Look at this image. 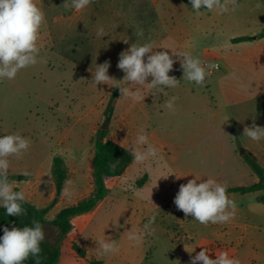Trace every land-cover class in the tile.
Here are the masks:
<instances>
[{
	"label": "rangeland",
	"instance_id": "obj_1",
	"mask_svg": "<svg viewBox=\"0 0 264 264\" xmlns=\"http://www.w3.org/2000/svg\"><path fill=\"white\" fill-rule=\"evenodd\" d=\"M65 2L37 0L45 13L38 59L47 62L22 69L13 80H0V136L19 133L30 140V147L22 158L12 157L16 173L21 175L25 172L23 167H31L42 158L61 156L68 169V181L74 176L77 162H82L79 169L82 168L83 175L87 174V160L106 119L105 107L116 89L105 84L94 86L89 69L94 72L96 65L109 61L108 75L122 80L124 74L115 64L123 45L121 37L127 35L137 44L148 42L152 29L149 19L156 15L152 9H147L149 14L137 11L128 0H92L80 12L64 8ZM100 27L114 42H102L97 36ZM139 31L143 32L142 36H137ZM105 46L108 47L104 49ZM103 50H106L104 57L101 56ZM169 75L180 81L177 88L164 89L179 98L175 102V111L164 107L172 95L153 94L155 89L142 91L143 102L118 99L106 139L131 147L136 134L143 128L148 137L150 133L156 136L158 144L177 149L176 158L169 160L168 155L158 150L156 159L144 164L135 163L127 177L106 179L108 195L105 201L72 219L71 231L59 242L58 264H178V261L179 264H190L191 258L203 248L208 250L211 259H215L220 240L215 239L218 232H214V227L224 230L236 227L239 231L241 227L249 226L251 230L242 236L256 240L255 228L264 225V205L258 203L257 198L264 195V191L231 194L236 203L235 216L226 224L205 226L192 216L185 217L176 208L174 198L180 185L186 183H182L181 178L176 179L175 175L180 176L181 171L215 175L221 164L228 171L226 167L233 163L231 160L222 163L221 159L232 155L229 150L233 145L229 138L218 133L221 123L210 111L205 84L196 85L197 93L192 97L187 87L194 82L183 80L181 66ZM151 79L149 77L147 82ZM211 131L216 134L201 135ZM217 145H222V153L215 151ZM238 150L237 157L243 160ZM77 151L81 153L80 160L75 154ZM248 155L264 168V155H257L258 159ZM27 171L30 173L27 180L36 176L32 168ZM249 171L252 177H242L239 170L232 169L225 178L244 182L235 186H250L259 178L250 168ZM144 175H147L146 182L137 186V181ZM137 191L142 196H137ZM151 216H155L151 225L154 232L146 234L138 245L129 241L128 232L143 230ZM44 232L48 240L58 241V232L53 226L46 225ZM108 239L116 241L119 251L101 255L97 241ZM73 243L93 253L86 259L79 258ZM172 243L188 245L189 252L195 250L189 254Z\"/></svg>",
	"mask_w": 264,
	"mask_h": 264
},
{
	"label": "crops",
	"instance_id": "obj_2",
	"mask_svg": "<svg viewBox=\"0 0 264 264\" xmlns=\"http://www.w3.org/2000/svg\"><path fill=\"white\" fill-rule=\"evenodd\" d=\"M128 1H132L133 3H131L135 9L143 14L147 12V9H152L155 12L156 17L149 19L148 23L152 27L148 42L154 41L158 47L154 51H168L172 55L171 49L187 50L193 56L200 58L205 64L215 63L219 65L218 70L212 71L211 75L206 77L204 84L210 103L207 101L210 111L215 119L221 123V129L218 133L224 134L233 145V148L229 150L232 155L227 159L222 158L221 161L225 163L231 160L233 166L226 167L228 169L226 171L225 167L222 166L223 164H221L222 167L217 168L215 175L200 172L184 174L181 171L180 176H185L181 178V182L187 183L188 180L199 176L202 180L213 178L221 184L229 185L230 187L227 186V189L241 187L235 185H242L244 182L227 181L225 176L230 170L234 169L239 170L242 177H252L249 171V168L251 170L252 168L246 162L244 155L251 154L256 159L259 158L257 155H264V139L254 142L243 136L244 127L251 126L253 121L256 125L264 127V36L257 38L264 31V2L261 0H238L240 6L234 12L229 11L218 14L216 11H207L202 7L200 14H197L191 8L190 0ZM258 3L261 5L260 8L255 7ZM147 13L149 14V12ZM195 32L197 36H195ZM241 37H252L253 39L233 42L234 39ZM125 39H128L127 44L123 42ZM101 40L102 42H114L111 40V35H105L101 37ZM120 41L123 43L120 53L133 44V41L127 35L121 37ZM188 45L192 46L186 47ZM107 47L105 46L104 49ZM105 51L101 52L102 57L106 56ZM173 59L176 61L173 69L177 70L181 66L180 60L176 56H173ZM115 61L117 65L119 58ZM120 71L125 75L122 70ZM195 87V83L187 87L192 97L197 93ZM167 95L173 96L174 94H168L167 92ZM187 95L191 99L190 94ZM202 95H205V92H202ZM119 99H121V95ZM213 134H216V132L201 133L203 136ZM148 138L153 146L157 147L166 156L168 155L169 160L176 158L177 149L174 147L168 149L163 144H158L159 141L153 133H150ZM110 140L116 142L114 139ZM116 143L126 149L130 148L124 144ZM221 146L217 145L215 151L222 153L224 149ZM237 148L243 160L237 157ZM241 151H244V153H241ZM75 154L77 159L80 160V151ZM54 157L50 159L42 158L40 161L34 162L31 167H23L24 171L32 168L36 171V176L21 181L16 186V188L25 192V201L38 208L47 207L55 198L56 187L52 176ZM94 157L95 147L87 160L86 175L81 172L82 168L79 169L82 162L76 163L77 168L71 179V197L61 194L57 204L48 212L47 220L52 221L63 208L73 206L93 193ZM8 159L10 163L8 174L20 175L16 173L12 157ZM28 160H30V157ZM134 164L133 161L121 178L127 177ZM228 196L230 199L233 198L231 194H228ZM105 199L102 201H105ZM262 227L255 228L257 231L254 234L256 240H253V237L242 236L247 234V230H251L249 226H243L239 231L236 227H229L227 230H224L223 227L219 229L214 227V232H218L215 233V239L220 240L214 257L216 258V254L224 250L229 253L230 257L239 259L241 264H264V225ZM220 229L224 231L222 232ZM172 244L175 248L181 250L188 247V245ZM77 245L86 253L85 258L82 259H86L88 255L93 253L85 247ZM201 247L203 246L201 245Z\"/></svg>",
	"mask_w": 264,
	"mask_h": 264
},
{
	"label": "clouds",
	"instance_id": "obj_3",
	"mask_svg": "<svg viewBox=\"0 0 264 264\" xmlns=\"http://www.w3.org/2000/svg\"><path fill=\"white\" fill-rule=\"evenodd\" d=\"M91 2L92 0H70L69 3V0H66L62 6L66 9L74 8L75 11L80 12ZM190 3L191 8L197 14H200L202 7L207 11L224 14L229 11L234 12L240 6L238 0H190ZM255 7L260 8L261 5L258 3ZM44 23L45 13L37 4V0H0V80H13L22 69L47 62L46 59H38L41 51L39 44L41 28ZM142 35V31L137 32V36ZM97 36H105L102 27L98 28ZM123 42L127 44L128 39ZM155 49H158L155 42L150 41L142 45L133 43L127 50L121 52L117 67L125 73L122 80H116L108 75L111 66L109 61L96 65L94 72L89 69L92 72L94 86L105 84L115 87L119 89L121 98L143 102L145 98L141 94L143 90L155 89L156 92L153 94L167 95V92L164 91L165 88L174 89L179 86L180 81L175 76L169 75L176 62L173 56L180 60L183 80L194 82L198 86L204 85L206 77L211 75V70L219 69L218 64H205L187 50L171 49L172 55H170L168 51H154ZM149 77L152 78L151 82H147ZM178 99L177 96L170 97L164 107L174 112L175 102ZM243 136L254 142H259L264 139V127L256 125L253 121L251 126L244 127ZM29 147L30 140L19 133L0 136V207L6 209L8 216L26 214L22 207V202L25 201V192L23 190L16 191L15 188L19 182L8 179L10 168L8 158L13 156L22 158ZM128 150L136 164H144L158 156V149L150 143L143 128L139 130L135 141ZM22 175L27 177L30 176V173L25 171ZM175 176L176 179L185 177ZM65 185L62 195L71 197L72 181H66ZM136 195L142 196V193L137 191ZM174 204L179 211L184 213L185 217L192 216L195 221L205 226L210 223H228L234 218L236 209L235 201L230 199L227 194V185L221 184L213 178L202 180L199 176L180 185L174 198ZM154 222L155 216H151L144 224L143 230L129 231L127 239L137 245L142 243L146 234L151 235L154 232V229L151 228ZM44 240L43 225L35 219L32 221V226L12 227L11 230L4 227L3 235L0 236V264H23L30 255L39 256L40 245ZM97 242L101 249V255L115 254L119 251L116 241L108 239ZM185 251L189 254L193 252H189L186 247ZM200 262L202 264H241L239 259L230 257L227 251H220L216 254L215 259H211L206 248L193 256L190 264H200Z\"/></svg>",
	"mask_w": 264,
	"mask_h": 264
},
{
	"label": "trees",
	"instance_id": "obj_4",
	"mask_svg": "<svg viewBox=\"0 0 264 264\" xmlns=\"http://www.w3.org/2000/svg\"><path fill=\"white\" fill-rule=\"evenodd\" d=\"M264 2V0H261ZM264 36V31L260 33L257 38ZM252 37H241L234 39L233 42H241L252 40ZM120 96L118 88L113 90L104 110L105 118L112 120L115 112L116 104ZM109 131H99L95 142V157L93 162V193L86 199L79 203L63 208L57 216L52 220H47L48 212L57 204L61 197L65 182L68 179V169L64 159L61 156H55L52 164V176L55 182L56 194L54 200L45 208H38L28 201L22 202V207L25 209L26 214L22 216H8L6 209L0 207V236L3 235V228L12 227L22 228L24 226H32V221L35 219L43 225V230L46 225L53 226L58 232V241L52 242L45 238L41 243V253L39 256H29L23 264H58L60 257L59 242L66 238L72 229V219L75 216L88 213L92 211L99 202L104 200L108 195V188L105 184L106 178H119L127 168L132 164L133 156L131 152L117 144L116 142L106 139ZM103 134L104 140L100 141L99 137ZM246 162L250 165L252 170L257 174L259 181L250 186L233 187L227 189V194H254L264 191V168L259 165L257 160H254L248 154L244 155ZM28 177L24 175L8 174L9 181H25ZM147 180V175H144L139 181L137 186H143ZM19 191L18 188H15ZM257 202L264 205V195L257 198ZM73 250L81 258H85L86 253L76 243L72 244ZM92 264H96L92 262Z\"/></svg>",
	"mask_w": 264,
	"mask_h": 264
},
{
	"label": "water",
	"instance_id": "obj_5",
	"mask_svg": "<svg viewBox=\"0 0 264 264\" xmlns=\"http://www.w3.org/2000/svg\"><path fill=\"white\" fill-rule=\"evenodd\" d=\"M109 123H110V120L108 118H106L105 121H104V124L101 127V131L108 130ZM99 140L100 141L104 140L103 134L100 135ZM241 153H244V151H241Z\"/></svg>",
	"mask_w": 264,
	"mask_h": 264
},
{
	"label": "built area",
	"instance_id": "obj_6",
	"mask_svg": "<svg viewBox=\"0 0 264 264\" xmlns=\"http://www.w3.org/2000/svg\"><path fill=\"white\" fill-rule=\"evenodd\" d=\"M212 71H215V70H211V72H212Z\"/></svg>",
	"mask_w": 264,
	"mask_h": 264
}]
</instances>
